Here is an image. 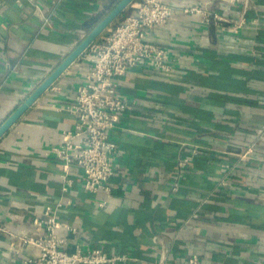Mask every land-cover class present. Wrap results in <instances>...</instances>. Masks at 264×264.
I'll list each match as a JSON object with an SVG mask.
<instances>
[{"label":"crops","instance_id":"obj_1","mask_svg":"<svg viewBox=\"0 0 264 264\" xmlns=\"http://www.w3.org/2000/svg\"><path fill=\"white\" fill-rule=\"evenodd\" d=\"M119 1L5 0L0 126ZM166 1L175 16L148 38L174 72L142 65L121 77L132 107L110 131L111 193L87 190L82 169L53 153L75 128L85 51L0 137V264L39 252L22 238L43 233L35 219L58 203L70 252L127 256L111 264H264V0ZM206 11L229 21L205 24Z\"/></svg>","mask_w":264,"mask_h":264},{"label":"built area","instance_id":"obj_2","mask_svg":"<svg viewBox=\"0 0 264 264\" xmlns=\"http://www.w3.org/2000/svg\"><path fill=\"white\" fill-rule=\"evenodd\" d=\"M134 2V11L122 23L86 48L88 70L84 82L76 90L72 105L76 116L75 128L66 131L65 141L53 149L55 157L63 161L66 167L77 165L82 169L85 188L93 193L100 190L112 192L109 181L116 174L114 161L118 144L111 138L110 131L115 126L117 115L132 107L120 93L121 77L142 65L168 74L174 72L167 51L151 42L148 35L152 29L168 24L174 18L176 8L166 0ZM4 3L5 0H0V8ZM197 10L184 9L185 12ZM202 21L205 24H219L229 19L206 11ZM227 168L232 166L227 165ZM61 177L66 178V175L62 174ZM61 207V203L48 205L44 217L35 219L36 223L43 225L44 232L25 235L22 240L37 246L39 252L19 264H111L117 259H127L126 255L109 256L99 248L86 252L68 251V239L57 233L61 226L58 220ZM66 229L76 231L75 227L69 225ZM189 262L197 264L198 258L193 257Z\"/></svg>","mask_w":264,"mask_h":264},{"label":"water","instance_id":"obj_3","mask_svg":"<svg viewBox=\"0 0 264 264\" xmlns=\"http://www.w3.org/2000/svg\"><path fill=\"white\" fill-rule=\"evenodd\" d=\"M134 0H120L117 5L100 21V23L81 41V43L66 57L53 73L9 116L0 126V137L16 122V120L50 87V85L86 50V48L103 33L109 25L133 2Z\"/></svg>","mask_w":264,"mask_h":264},{"label":"rangeland","instance_id":"obj_4","mask_svg":"<svg viewBox=\"0 0 264 264\" xmlns=\"http://www.w3.org/2000/svg\"><path fill=\"white\" fill-rule=\"evenodd\" d=\"M134 4H135V2H134ZM125 18H126V17H125ZM125 18H124V19H122V20H119L120 22H116V24H114V27H115L116 25H118V24L122 23V22L125 20ZM114 27H113L111 30H113V29H114Z\"/></svg>","mask_w":264,"mask_h":264}]
</instances>
